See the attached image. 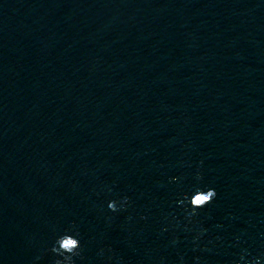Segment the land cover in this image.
<instances>
[{
	"label": "water",
	"instance_id": "1",
	"mask_svg": "<svg viewBox=\"0 0 264 264\" xmlns=\"http://www.w3.org/2000/svg\"><path fill=\"white\" fill-rule=\"evenodd\" d=\"M196 183L200 264L264 252V0H0V264H50L70 222L77 264H193L160 226Z\"/></svg>",
	"mask_w": 264,
	"mask_h": 264
},
{
	"label": "clouds",
	"instance_id": "2",
	"mask_svg": "<svg viewBox=\"0 0 264 264\" xmlns=\"http://www.w3.org/2000/svg\"><path fill=\"white\" fill-rule=\"evenodd\" d=\"M202 163V162H201ZM196 181H201L203 179V174L197 169L195 172ZM181 177L170 176L168 177L169 183H179ZM115 182H113L114 184ZM106 190L109 193L113 192V187L106 186ZM98 194V193H97ZM217 197V192L214 187L207 184L196 183L192 185L191 189L187 192H181L177 197L176 206L180 209V214L170 213L172 220L176 221L175 224L171 222L162 223L160 226V233L172 231V236L170 244L173 248H176L181 237L175 234L177 227L187 234H190L192 243V261L193 264H200L201 256L197 253L203 252L207 248V244H202L200 241L205 240L207 236L208 229L204 224L199 221L200 211L206 208ZM132 199L128 195L113 196V198L108 199L106 202L107 210L115 216L119 213H126L128 209L132 206ZM108 219V217H105ZM126 221H132L133 217L128 215L125 217ZM140 220H146L147 216L141 214ZM167 220V216H165ZM198 225V227H194ZM217 227H222V225L217 224ZM185 239L188 238L186 235ZM219 239V237H217ZM239 239V238H237ZM208 243H211L209 240ZM45 253L51 254L50 264H77V260L83 261L84 257V246L81 243V234L79 231V226L75 222H70L69 226L64 228L62 231L54 234L51 243L41 250V255L34 257L35 260H40L42 255ZM97 256L101 261V264H127L125 258L116 252L111 245L101 247L97 251ZM248 257V258H246ZM261 257H264V252H261L259 256H254L247 249H242L239 255V260L235 264H261ZM178 258L181 264H184L185 257L178 254ZM167 258L161 256L159 258V264H166ZM139 264H143L141 260Z\"/></svg>",
	"mask_w": 264,
	"mask_h": 264
}]
</instances>
